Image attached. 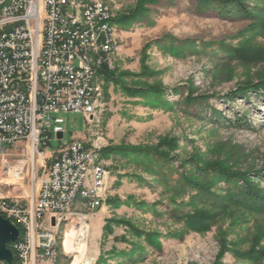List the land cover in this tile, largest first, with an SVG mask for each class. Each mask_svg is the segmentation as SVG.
I'll list each match as a JSON object with an SVG mask.
<instances>
[{
  "label": "rangeland",
  "instance_id": "374dc122",
  "mask_svg": "<svg viewBox=\"0 0 264 264\" xmlns=\"http://www.w3.org/2000/svg\"><path fill=\"white\" fill-rule=\"evenodd\" d=\"M87 1L106 4L113 19L138 2ZM141 12L112 22L117 39L105 66L114 79L98 75V68L93 117L53 115L63 121L64 134L59 140L52 135L46 151L85 139L102 149H153L173 161L100 152L108 171L104 204L83 209L77 193L72 214L50 237L57 264L72 260L61 244L64 232L80 225L78 219L88 231L90 264H264V212L216 213L191 199L181 171L175 172L182 164L192 176L193 163L185 164L190 160L240 173L264 169L263 93L249 94L247 102L227 100L238 86L264 81V12L253 21L221 18L214 11L199 13L197 0H145ZM234 52L244 57L234 58ZM155 86L162 91L155 93ZM199 98L198 105L186 101ZM205 216L212 219L203 222Z\"/></svg>",
  "mask_w": 264,
  "mask_h": 264
},
{
  "label": "built area",
  "instance_id": "2783aa9c",
  "mask_svg": "<svg viewBox=\"0 0 264 264\" xmlns=\"http://www.w3.org/2000/svg\"><path fill=\"white\" fill-rule=\"evenodd\" d=\"M0 3H7L0 15V214L21 229L11 246L17 264H52L50 237L58 220L72 214L70 192L92 149L85 139H74L47 152L51 136L64 134L63 121L52 116L93 117L85 59L98 49L100 67L107 62L114 16L103 2L86 0L84 30H74L70 0ZM94 183L95 176L81 200L89 211L105 200ZM52 191H59V199H52Z\"/></svg>",
  "mask_w": 264,
  "mask_h": 264
},
{
  "label": "trees",
  "instance_id": "16d2710c",
  "mask_svg": "<svg viewBox=\"0 0 264 264\" xmlns=\"http://www.w3.org/2000/svg\"><path fill=\"white\" fill-rule=\"evenodd\" d=\"M145 0H138L135 8L126 16L120 19H113L112 22L121 24L133 20L137 16L141 15L143 2ZM255 4L252 6L247 3L246 0H197V10L199 13H206L208 11H214L221 18H233L240 17L253 21L259 15V12H264V0H252ZM235 53V52H234ZM234 58L244 57L242 54H234ZM235 55V56H234ZM230 58L231 54L227 53ZM100 68V67H99ZM98 70V69H97ZM98 75L104 76L106 79L113 80L111 71L108 70L105 64L101 65L98 70ZM155 93H160L162 90L155 86L151 88ZM145 89H138L136 91H144ZM260 92L264 98V81H260L256 84L245 83L237 87L234 92H231L227 96V100L234 102L237 99H241L247 102L250 96L258 97ZM201 99H188L187 103H193L198 105ZM206 100V99H205ZM243 117L235 120L236 125H241ZM116 151H123L126 154H137L139 157L148 158L150 156L155 157V161L163 162L166 165L172 163V159L164 152H158L153 149H146L145 151L140 148L134 147H114L104 148L101 153L111 154ZM100 153V155H101ZM148 156V157H147ZM191 164L193 168V175L190 176L183 171V166L180 164L175 172L181 171V182L186 187L187 192L190 193L191 199L198 201L199 203L210 207L216 213L225 212L229 208H242L243 211L252 212H264V188L260 185L264 179V169L260 171L251 172H232L227 168L219 165H198L193 160L186 161L185 164ZM219 184H223V188H218ZM219 191L217 194L216 191ZM212 219L211 216L203 217V222ZM207 227V226H206ZM21 232V229L18 228ZM11 249V244L8 245ZM17 264V259L14 256L13 263Z\"/></svg>",
  "mask_w": 264,
  "mask_h": 264
},
{
  "label": "bare ground",
  "instance_id": "6f19581e",
  "mask_svg": "<svg viewBox=\"0 0 264 264\" xmlns=\"http://www.w3.org/2000/svg\"><path fill=\"white\" fill-rule=\"evenodd\" d=\"M107 6V5H106ZM107 9H111L107 6ZM7 10V3H0V15L3 11ZM70 10H72V21L74 30H84L85 15H84V2L81 0H70ZM115 27L113 23L109 24V51L113 52L116 45ZM102 65V64H101ZM100 67V60L98 56V49H91V53H87V59H85V69L87 70L88 77H86V84H88V95L90 97L88 102V113L93 115L96 110V102L100 96V89L96 82L97 69ZM90 150V156L88 161H84L82 174H80L79 183L74 185V189L70 192V208L72 210L74 206V200L78 192H81L82 198H84L85 187L93 184V178L99 180V183H94V192H99V197H104L107 190L108 171L104 167L100 158L101 146L92 142L87 143ZM52 199H59V191H52ZM104 204V200L99 202V208ZM89 211V210H88ZM67 216H62L58 220V226ZM80 225H77L76 229H69L65 231L62 239V249L64 254L72 256L70 264H90L88 259L89 249L87 246V234L88 231L81 221L78 219ZM82 224V225H81ZM74 227V226H73ZM55 230V231H56ZM50 251L56 253L52 264H57L58 252L55 247L50 246Z\"/></svg>",
  "mask_w": 264,
  "mask_h": 264
},
{
  "label": "water",
  "instance_id": "95a60500",
  "mask_svg": "<svg viewBox=\"0 0 264 264\" xmlns=\"http://www.w3.org/2000/svg\"><path fill=\"white\" fill-rule=\"evenodd\" d=\"M58 139H61L60 135ZM51 225L54 226V220L51 221ZM19 235V229L0 214V263H13L14 254L8 245L15 243Z\"/></svg>",
  "mask_w": 264,
  "mask_h": 264
}]
</instances>
